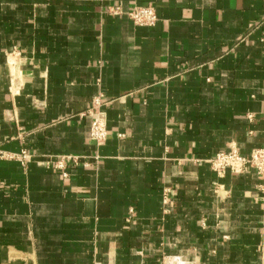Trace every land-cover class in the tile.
Listing matches in <instances>:
<instances>
[{
  "label": "crops",
  "instance_id": "crops-1",
  "mask_svg": "<svg viewBox=\"0 0 264 264\" xmlns=\"http://www.w3.org/2000/svg\"><path fill=\"white\" fill-rule=\"evenodd\" d=\"M232 145L264 146V0H0V264H264Z\"/></svg>",
  "mask_w": 264,
  "mask_h": 264
},
{
  "label": "built area",
  "instance_id": "built-area-1",
  "mask_svg": "<svg viewBox=\"0 0 264 264\" xmlns=\"http://www.w3.org/2000/svg\"><path fill=\"white\" fill-rule=\"evenodd\" d=\"M111 15H120L125 13L120 5H113L107 10ZM129 18L135 24L140 26H154L158 20V15L155 7L152 5H140L127 12ZM100 103V99L95 100ZM108 134L107 126L99 114L94 115L89 135L95 141H103ZM26 151H23L22 156H26ZM212 168L220 176L226 173L241 174L251 169L255 170L264 180V146L254 147L249 155H243L236 145H232L229 150L218 152L210 159Z\"/></svg>",
  "mask_w": 264,
  "mask_h": 264
}]
</instances>
